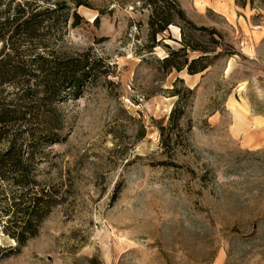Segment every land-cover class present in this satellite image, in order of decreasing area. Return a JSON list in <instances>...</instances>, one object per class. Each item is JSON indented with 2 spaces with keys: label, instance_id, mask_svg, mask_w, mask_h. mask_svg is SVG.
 Returning a JSON list of instances; mask_svg holds the SVG:
<instances>
[{
  "label": "rangeland",
  "instance_id": "rangeland-1",
  "mask_svg": "<svg viewBox=\"0 0 264 264\" xmlns=\"http://www.w3.org/2000/svg\"><path fill=\"white\" fill-rule=\"evenodd\" d=\"M83 1L55 46L91 73L49 105L39 164L61 198L20 246L0 226V264H264V8L176 0L188 23L145 52L138 0ZM182 41L203 70L164 68Z\"/></svg>",
  "mask_w": 264,
  "mask_h": 264
},
{
  "label": "trees",
  "instance_id": "trees-1",
  "mask_svg": "<svg viewBox=\"0 0 264 264\" xmlns=\"http://www.w3.org/2000/svg\"><path fill=\"white\" fill-rule=\"evenodd\" d=\"M148 10L149 52L157 46L169 25L187 22L176 0H138ZM243 8H264V0H233ZM83 0H0V226L16 246L33 237L51 206L60 200V188L41 178L39 167L45 145L58 141V113L49 107L60 93L76 92L91 73L85 55H69L55 46L62 42L67 19L77 24L76 12ZM99 14L92 18L96 22ZM168 48L167 44H164ZM197 51L195 58L174 60L178 51ZM209 53L182 41L177 50L167 49L161 63L167 72L185 68L188 74L203 70L199 64ZM173 95L178 92L173 88ZM168 119L176 123L178 101ZM47 105V107H45ZM162 133V126L158 127ZM169 135L162 138L169 146Z\"/></svg>",
  "mask_w": 264,
  "mask_h": 264
}]
</instances>
